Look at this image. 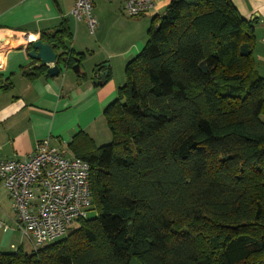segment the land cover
I'll list each match as a JSON object with an SVG mask.
<instances>
[{"label": "trees", "instance_id": "1", "mask_svg": "<svg viewBox=\"0 0 264 264\" xmlns=\"http://www.w3.org/2000/svg\"><path fill=\"white\" fill-rule=\"evenodd\" d=\"M253 25L230 0H171L103 109L111 141L80 131L67 145L89 165L93 216L42 248L0 252V264H264ZM72 39L67 19L39 36L65 69L84 57ZM33 64L23 77H48Z\"/></svg>", "mask_w": 264, "mask_h": 264}, {"label": "crops", "instance_id": "2", "mask_svg": "<svg viewBox=\"0 0 264 264\" xmlns=\"http://www.w3.org/2000/svg\"><path fill=\"white\" fill-rule=\"evenodd\" d=\"M230 1L242 19L254 24V66L264 84V0ZM170 2L155 0L149 13L163 9ZM73 3L74 0H0V160L29 158L42 141H47L49 147L65 149L72 156L67 145L80 131L97 147L111 141L102 112L116 98L124 81L115 79L111 67L104 64L112 56L107 52L101 56L91 48L82 32L85 22L70 16ZM103 6L102 0H94L92 10L100 14L98 11ZM62 19H67L73 34L70 49L84 55L80 66L85 78L62 67L56 77L26 79L21 69L36 66L27 55V39L30 36L39 39L42 31H51ZM98 27L100 36L97 21L94 35ZM142 48L141 39L135 40L122 54V63L126 65ZM102 65L105 66L101 71L107 72L108 68L111 76L98 85L99 74H94V70ZM18 249L26 253L34 250L17 228L12 201L0 182V252Z\"/></svg>", "mask_w": 264, "mask_h": 264}, {"label": "built area", "instance_id": "3", "mask_svg": "<svg viewBox=\"0 0 264 264\" xmlns=\"http://www.w3.org/2000/svg\"><path fill=\"white\" fill-rule=\"evenodd\" d=\"M94 0H74L70 16L84 21L90 35L97 22L92 16ZM155 0H123L122 10L138 18L149 13ZM36 40L27 39V43ZM65 149L42 141L29 158L0 160V182L6 188L17 219V228L34 250L65 238L86 219L91 207L89 165Z\"/></svg>", "mask_w": 264, "mask_h": 264}, {"label": "rangeland", "instance_id": "4", "mask_svg": "<svg viewBox=\"0 0 264 264\" xmlns=\"http://www.w3.org/2000/svg\"><path fill=\"white\" fill-rule=\"evenodd\" d=\"M102 3L104 6L102 10L98 11L101 12L100 14L93 10L91 11L93 18L96 22L98 21L100 26V36L98 35L99 27L97 29V34L94 36L89 34L88 29L87 27L85 28V26L82 27V32L88 38V43L91 48L96 50L98 54L105 56V52H107L108 55L112 56L111 61L107 58L104 64L111 67L115 79L123 82L125 64L122 63V54L128 50L131 44L137 39H141L144 46L147 39V30L152 19L155 16L160 17L164 13L166 7L157 12L147 13L138 18H131L122 10L123 0H112L111 2L102 0ZM137 54L138 53L130 57V60ZM67 157H69V155H67ZM93 214L94 212L90 210L88 212V217L93 216ZM129 264L140 263L137 259L133 258Z\"/></svg>", "mask_w": 264, "mask_h": 264}, {"label": "water", "instance_id": "5", "mask_svg": "<svg viewBox=\"0 0 264 264\" xmlns=\"http://www.w3.org/2000/svg\"><path fill=\"white\" fill-rule=\"evenodd\" d=\"M30 50L27 52L28 57L45 66L47 68L46 75L48 77H56L61 71V66L57 63V55L53 49V45L43 43L41 40L37 39L30 43ZM102 67L96 68L94 74H99L98 85H102L106 82L107 72L101 71ZM71 70L79 77L83 73L80 66V61L76 60V63L71 67Z\"/></svg>", "mask_w": 264, "mask_h": 264}, {"label": "bare ground", "instance_id": "6", "mask_svg": "<svg viewBox=\"0 0 264 264\" xmlns=\"http://www.w3.org/2000/svg\"><path fill=\"white\" fill-rule=\"evenodd\" d=\"M30 39H32V36H30Z\"/></svg>", "mask_w": 264, "mask_h": 264}]
</instances>
